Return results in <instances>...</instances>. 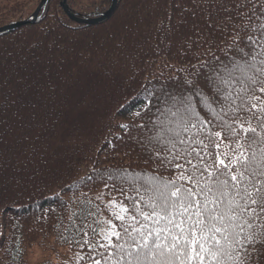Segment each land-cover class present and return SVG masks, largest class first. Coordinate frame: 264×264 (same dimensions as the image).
<instances>
[{"label":"trees","instance_id":"trees-1","mask_svg":"<svg viewBox=\"0 0 264 264\" xmlns=\"http://www.w3.org/2000/svg\"><path fill=\"white\" fill-rule=\"evenodd\" d=\"M38 2L0 0V25ZM60 2L0 32V264H27L28 249L49 237L80 264L101 253L111 264L118 249L93 248L108 243L107 221L121 224L105 201L132 204L122 173L172 175L146 143L161 90L178 91L200 72L212 95L202 65L223 60L238 31L264 25V0H119L92 25L70 19ZM68 3L97 17L112 0ZM257 247L253 264H264Z\"/></svg>","mask_w":264,"mask_h":264},{"label":"snow or ice","instance_id":"snow-or-ice-1","mask_svg":"<svg viewBox=\"0 0 264 264\" xmlns=\"http://www.w3.org/2000/svg\"><path fill=\"white\" fill-rule=\"evenodd\" d=\"M221 51L223 60L202 65L212 95L197 72L157 97L146 143L172 175L122 173L132 204L112 201L121 224L107 221L108 243L93 248L118 249L111 264H253L262 254L264 25L238 31ZM100 255L92 264L110 259Z\"/></svg>","mask_w":264,"mask_h":264},{"label":"rangeland","instance_id":"rangeland-1","mask_svg":"<svg viewBox=\"0 0 264 264\" xmlns=\"http://www.w3.org/2000/svg\"><path fill=\"white\" fill-rule=\"evenodd\" d=\"M40 2H41V0H40ZM40 2H38V4L36 6H30V7L25 8L23 11V14L21 15V18L14 20V22L0 25V27L5 26V25H9V24H13V23L19 22V21H25V20H27L28 22H35L37 19L31 20L30 18L32 16V14L34 13V11L36 10V8L38 7V5L40 4ZM61 2H62V0H61ZM67 2H68V0H67ZM118 2H119V0H117V3ZM112 3H113V0H112ZM68 5H69V3H68ZM111 6H112V4H111ZM111 6L109 7V9L111 8ZM117 7H118V4H117ZM70 8H71V6H70ZM41 11H40V13H41ZM73 12L80 18H88V19H91V18L96 19V18L100 17L101 15H103V14H101L100 16H97V17H84V16H80L74 10H73ZM40 13H39V15H40ZM39 15H38V17H39ZM28 22H26V23H28ZM76 22L77 23H83V22H78V21H76ZM26 23H24V24H26ZM24 24H22V25H24ZM85 24H87V23H85ZM98 24H100V23H98ZM90 25H92V24H90ZM11 30H13V29H11ZM6 31H10V30H6ZM3 32H5V31H3ZM112 201H115V200L114 199H107L105 201V203L110 208V210L113 208L112 212H115V211H117V207L115 204L112 203ZM116 202L118 204V201H116ZM44 261H50V262H53L55 264H80L78 261L77 254L71 249V247L60 244L53 237H49L42 244L40 243V244L33 245L31 248L28 249L27 264H41Z\"/></svg>","mask_w":264,"mask_h":264},{"label":"water","instance_id":"water-1","mask_svg":"<svg viewBox=\"0 0 264 264\" xmlns=\"http://www.w3.org/2000/svg\"><path fill=\"white\" fill-rule=\"evenodd\" d=\"M49 2V0H41L40 4L38 5V7L36 8V10L34 11V13L31 16V20H36L40 11L47 5V3ZM117 0H113L112 6L111 8L103 13V15H101L100 17L96 18V19H88V18H80L78 17L73 10L70 8V6L68 5L67 0H62L61 2V7L63 8V10L68 14V16L78 22H83V23H87V24H98V23H102L106 20H108L112 14L114 13V11L117 8ZM28 22L27 20L25 21H19V22H15L13 24H9V25H5L0 27V32L6 31V30H11L14 29L16 27L21 26L22 24Z\"/></svg>","mask_w":264,"mask_h":264}]
</instances>
